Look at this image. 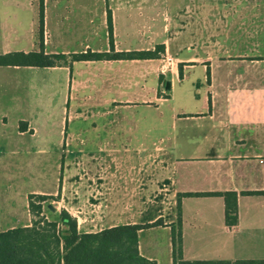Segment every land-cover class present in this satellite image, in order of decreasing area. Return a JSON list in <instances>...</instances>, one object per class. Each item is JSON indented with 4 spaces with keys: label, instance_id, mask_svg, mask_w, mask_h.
Returning <instances> with one entry per match:
<instances>
[{
    "label": "crops",
    "instance_id": "obj_1",
    "mask_svg": "<svg viewBox=\"0 0 264 264\" xmlns=\"http://www.w3.org/2000/svg\"><path fill=\"white\" fill-rule=\"evenodd\" d=\"M5 4V0H0V30L5 27ZM217 6L220 8L216 11L217 15H214L216 25L212 24L215 30L213 38L209 37L205 41L193 38L188 57L182 56L184 53L180 49L177 51L179 56L173 58L168 41L158 39L149 48L132 49H153L156 44H163L164 49L157 58L78 61L102 62L101 68L107 70L102 76L109 83L102 88L101 97L104 101L113 103L153 102L143 95L134 100L123 101L114 97L113 93L127 89L119 86L115 70L112 71L111 66L106 65L114 61L157 60L159 70L156 72L157 83L153 90L157 100L167 99L164 88L166 71L174 73L178 65L183 67L188 63L201 64L205 71L206 94L199 105L189 111L183 108L173 110L169 125L153 131L156 138L150 139L149 129L144 134L146 141L144 138H137L138 150L149 152L148 156L150 151L152 154L133 165L136 173L130 177V181L132 189L138 190V193H128L124 197L146 198L148 203L149 199L165 197L172 200L170 207L171 210L174 209V214L169 218L157 212L146 221L162 217L165 225L145 229L160 228L165 232L168 252L165 257L160 259L153 251L144 253L141 250L139 232L145 229L138 231L139 252L154 259L157 264H172L169 223L176 219L177 194L226 190L238 193L237 222L233 225L225 223L221 196L194 195L181 198L182 258L204 262L201 264H264V193L241 192L264 191V0H218ZM219 22L222 26L218 25ZM112 28L114 39L113 21ZM4 47V40H0V53L8 52ZM121 50L114 43V51ZM122 51L131 50L126 48ZM164 56L172 58L170 68L163 62ZM57 68L66 70L65 82L68 83V92L64 96L67 107L63 109L57 127L49 126L48 110L45 108L42 114H36L37 111L33 114L36 120L40 119V126L35 124L36 121L31 116H18L14 127L8 130L4 105H11L14 100L20 99L16 91L23 85L31 84L32 75H39L42 85L45 83L47 86L49 73L46 70ZM95 71L94 77L97 78L98 71ZM72 74V67L69 69L66 65H0V167L4 166L6 160L14 163L16 155L23 150L20 141L26 135L28 144L25 153L33 155L32 161L35 164L38 161L47 163L49 153H54L53 164L56 167L60 165L58 190L54 186L52 190L42 188L29 191L23 207L19 192L12 188L14 174H7L6 168L0 170V231L31 224L33 216L28 207L29 193L55 196L46 205L51 201L57 202V206L53 205L55 212L61 208L66 209L76 217L78 229L84 232L91 231L88 229L94 227L92 224L98 221V216L105 213V208L111 206L113 199L119 197L115 192L117 181L109 176L95 180L94 187L87 185L83 186V190H76L69 196L72 199L65 195L67 185L64 182V154L70 144L67 141L68 102L75 86L83 97L91 95L84 89L92 82L90 73L85 70H79L77 80ZM202 84L198 83L197 87ZM93 90L99 91V87L95 84ZM141 90L144 91L143 85ZM19 121L26 123L25 129H19ZM112 142L115 144V139L110 134L103 143L106 147ZM58 152L62 153L60 162L55 159L59 157Z\"/></svg>",
    "mask_w": 264,
    "mask_h": 264
},
{
    "label": "rangeland",
    "instance_id": "obj_2",
    "mask_svg": "<svg viewBox=\"0 0 264 264\" xmlns=\"http://www.w3.org/2000/svg\"><path fill=\"white\" fill-rule=\"evenodd\" d=\"M217 1L5 0L3 18L5 27L0 30V40H4V48L8 51L38 49V27L42 9L46 51L81 52L105 48L110 50L107 29V15L110 14L114 27L113 40L118 48L122 50L149 48L153 41L166 39L173 58L179 56L177 51L180 49L184 53L182 56L188 57L191 54L190 45L193 38L198 37L204 41L209 37L213 38L215 30L212 24L216 25L214 19L216 11L220 8L216 7ZM219 24L222 26V23ZM163 62L170 68V62L169 64L166 59ZM157 64H159L157 60L114 61L112 64H106L111 66L112 71L115 70L119 86L127 88L113 93L116 99L134 100L143 95L153 101L149 104L104 101L101 97L102 88L109 82L102 76L107 72L101 68L102 62L76 61L72 65L74 79H78L79 70L82 69L91 74L89 77H92V82L84 89L91 95L83 97L75 86L68 102L67 141L70 144L64 154V182L67 185L65 195L70 198L69 196L76 190L85 189L83 186L94 187L95 180L106 179L109 176L117 181L115 192L119 196L113 199L111 206L105 208V213L98 216V221L92 224L94 227L88 229L91 231L86 232H95L102 227L125 224L129 221L146 222L157 212L168 218L174 214V209L171 210L170 207L172 200L168 198L149 199L148 203L146 198L124 197L128 193H138V190L132 189L130 181V177L136 173L133 165L151 157L152 154L150 151L148 156L149 152L138 150L137 138L140 140L144 138L146 141L144 134L147 133V129L150 139L156 138L153 131L169 125L170 113L173 110L183 108L189 111L195 105H199L206 94L205 71L201 64L188 63L183 67L178 65L174 73L169 71L164 73L167 76L166 80H169V89H166L167 99H155L153 90L157 83L156 72L159 70ZM95 68L98 71L97 78L94 77ZM46 71L49 73L47 86L45 83L42 85L39 75H32L31 84L23 85L16 91L20 99L14 100L11 105L3 104L6 109L8 130L14 127L18 116L27 118L31 116V119L36 121L35 124L40 126V119L36 120L33 114L35 111L36 114H42L45 108L48 110L49 126L57 127L63 109L67 107L66 100L64 101V96L68 92V83L65 82L67 74L66 70L61 68ZM200 82L203 84L197 87ZM95 84L99 91L93 90ZM142 85L144 91L141 90ZM110 134L114 137L115 144L112 142L113 144L105 147L103 142ZM25 137L20 141L23 150L16 155L14 163L6 160L4 166L0 167V170L6 168L7 174H14L12 188L19 192L22 207L29 191L42 188L52 190L54 186L57 191L60 176V165L56 167L53 164L54 153H49L47 163L38 161L35 164L32 161L33 155L25 153L28 144ZM61 154L58 152L59 157L55 158L58 162ZM50 203L58 205L57 202ZM43 214L47 219L56 216V212L51 211L45 203ZM165 237V232L160 228L141 230L139 232L141 250L144 253L153 251L160 259L165 257L168 254Z\"/></svg>",
    "mask_w": 264,
    "mask_h": 264
},
{
    "label": "trees",
    "instance_id": "obj_3",
    "mask_svg": "<svg viewBox=\"0 0 264 264\" xmlns=\"http://www.w3.org/2000/svg\"><path fill=\"white\" fill-rule=\"evenodd\" d=\"M108 14V13H107ZM110 50L81 52H46L44 49L43 15L40 9L38 27V49L30 51H8L0 53V65L56 66L73 62L103 59L157 58L163 44L153 49L114 51L111 15H107ZM207 78L209 76L206 70ZM26 128L19 121V129ZM260 194L264 191H241ZM194 195H219L224 203V220L228 225L237 222V195L235 190L207 192H179L176 196V219L169 223L171 234L172 264H201L202 261L182 258L181 198ZM55 199L53 195L29 193L28 207L33 218L28 226H18L0 231V264H157L139 252L138 231L165 225L162 217L151 222L125 223L104 227L95 232L80 231L77 219L61 208L56 216L47 219L43 205ZM50 209V208H49Z\"/></svg>",
    "mask_w": 264,
    "mask_h": 264
},
{
    "label": "water",
    "instance_id": "obj_4",
    "mask_svg": "<svg viewBox=\"0 0 264 264\" xmlns=\"http://www.w3.org/2000/svg\"><path fill=\"white\" fill-rule=\"evenodd\" d=\"M165 88L169 89V80L165 81ZM47 207L50 208L51 211H55V207L51 203L47 204Z\"/></svg>",
    "mask_w": 264,
    "mask_h": 264
},
{
    "label": "built area",
    "instance_id": "obj_5",
    "mask_svg": "<svg viewBox=\"0 0 264 264\" xmlns=\"http://www.w3.org/2000/svg\"><path fill=\"white\" fill-rule=\"evenodd\" d=\"M164 58L167 60L168 63L172 60V58H171L170 56H164ZM165 59H164V60H165ZM170 63H171V62H170ZM170 63H169V64H170Z\"/></svg>",
    "mask_w": 264,
    "mask_h": 264
}]
</instances>
